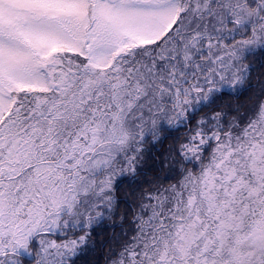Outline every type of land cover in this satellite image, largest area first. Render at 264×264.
I'll list each match as a JSON object with an SVG mask.
<instances>
[{"label":"snow or ice","instance_id":"snow-or-ice-1","mask_svg":"<svg viewBox=\"0 0 264 264\" xmlns=\"http://www.w3.org/2000/svg\"><path fill=\"white\" fill-rule=\"evenodd\" d=\"M0 264H264V0H0Z\"/></svg>","mask_w":264,"mask_h":264}]
</instances>
